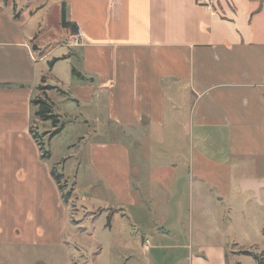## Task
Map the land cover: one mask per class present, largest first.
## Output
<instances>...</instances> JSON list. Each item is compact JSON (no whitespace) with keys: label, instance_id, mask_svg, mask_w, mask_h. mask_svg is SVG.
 <instances>
[{"label":"crops","instance_id":"0c3cea01","mask_svg":"<svg viewBox=\"0 0 264 264\" xmlns=\"http://www.w3.org/2000/svg\"><path fill=\"white\" fill-rule=\"evenodd\" d=\"M66 12L83 35L70 47L75 31L61 26V44L75 51L64 59L80 61L70 94L39 81L37 66L57 48L41 53L0 10V123L27 126L36 90L47 102L50 90L91 110L105 105L108 138L91 148L95 186L115 198L109 227L125 217L141 234L131 253L147 264H240L228 231L264 210V1L69 0ZM171 112L177 128L185 117V164L145 157L151 137L163 145ZM7 131L0 151L11 149L15 165L21 149Z\"/></svg>","mask_w":264,"mask_h":264},{"label":"rangeland","instance_id":"374dc122","mask_svg":"<svg viewBox=\"0 0 264 264\" xmlns=\"http://www.w3.org/2000/svg\"><path fill=\"white\" fill-rule=\"evenodd\" d=\"M68 1L0 0V10L13 12L19 18L29 45H39L41 53L57 48L37 66L39 81L44 78L50 86L70 94L73 81L80 79V61L74 55L64 59L75 52L61 44L65 43L61 39L62 6L66 8ZM44 84L41 82V86ZM41 95L36 90L34 100ZM48 96L56 118L42 121L35 116L40 106L32 104L27 126L23 125L25 122L0 123V132L7 128L15 132H4L2 137L13 139L21 149L20 162L15 165L11 149L0 151V264H147L145 257L139 255L140 249L131 253L133 238L140 241L141 234L125 217L115 219L109 227L115 207L109 206L115 198L106 184L105 188L95 186L91 148L108 138L101 132L107 123L105 105L91 110L56 91L49 90ZM172 115L175 113L169 115L163 145L153 137L149 139L147 160L171 162L177 157L182 164L188 160L185 117L183 126L177 128ZM26 127L37 133L40 146L31 133L25 134ZM28 138L35 143V149ZM132 153L137 163L141 157L135 146ZM139 178H135L138 190L142 189ZM260 211L258 223L231 227L228 245L230 251L262 255L264 262V210ZM231 260L260 264L257 258L245 254L234 255Z\"/></svg>","mask_w":264,"mask_h":264},{"label":"trees","instance_id":"16d2710c","mask_svg":"<svg viewBox=\"0 0 264 264\" xmlns=\"http://www.w3.org/2000/svg\"><path fill=\"white\" fill-rule=\"evenodd\" d=\"M61 26L64 29H70V28H72L73 31H75V34H76V32H78L77 31L78 29L72 23H70V21L68 20L66 8H65L64 5L62 6ZM1 87L2 88H12L13 86H11V85H4V86H1ZM20 87H24V86H20ZM44 89H46V88H43V87L41 88V90H44ZM31 103L34 104V105L37 104L38 106H40V109H39V111H37L35 113V116L38 117V118H40L42 121L43 120L46 121V120H48L50 118H56L55 116L52 115V109H51V105H50L49 102H47V101H45L43 99H39L38 98L36 100H33ZM31 134L33 135L35 141L40 146V143L38 141V135H37V133H34V131H33L32 128H31ZM43 158H45V157L43 156ZM55 178H56L57 183L59 184V178L56 177V176H55ZM243 254L248 255V256H251V257H254V258H257L259 260L260 264H263L264 263L263 262L262 255L254 254V253H251V252H243Z\"/></svg>","mask_w":264,"mask_h":264},{"label":"built area","instance_id":"2783aa9c","mask_svg":"<svg viewBox=\"0 0 264 264\" xmlns=\"http://www.w3.org/2000/svg\"><path fill=\"white\" fill-rule=\"evenodd\" d=\"M200 5L208 6L212 3V0H198ZM83 43V35L78 31L71 39L68 46L70 47H80Z\"/></svg>","mask_w":264,"mask_h":264}]
</instances>
